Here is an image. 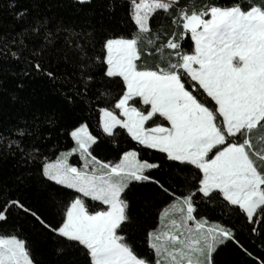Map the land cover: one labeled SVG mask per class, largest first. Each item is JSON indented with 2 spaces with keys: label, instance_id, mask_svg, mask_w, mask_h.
<instances>
[{
  "label": "snow or ice",
  "instance_id": "snow-or-ice-1",
  "mask_svg": "<svg viewBox=\"0 0 264 264\" xmlns=\"http://www.w3.org/2000/svg\"><path fill=\"white\" fill-rule=\"evenodd\" d=\"M51 7L10 0L0 66L97 112L100 134L74 122L54 140L39 113L0 129V264H42L29 232L48 264H226L229 245L264 264V0H102L79 23ZM101 136L136 147L100 159Z\"/></svg>",
  "mask_w": 264,
  "mask_h": 264
},
{
  "label": "trees",
  "instance_id": "trees-1",
  "mask_svg": "<svg viewBox=\"0 0 264 264\" xmlns=\"http://www.w3.org/2000/svg\"><path fill=\"white\" fill-rule=\"evenodd\" d=\"M9 2L10 0H0V15L4 17L5 21L11 20V17L6 14ZM17 2L24 7H29L33 4V0H17ZM37 2L40 4L41 11L47 9L49 0H37ZM101 4L102 0H92V3L85 8L84 13H80L69 4L68 0H51L52 7L47 14H56L63 16L65 20L79 23L81 16L84 14L99 18L102 11ZM120 15H123V13L121 12ZM185 46L187 47V45ZM155 62V57L147 58V63L152 64ZM21 67V65H13L11 67L0 66V129L15 124L21 119H30L33 113H39L42 117L48 116L54 119L56 125L53 136L54 140L57 139L55 133L59 132L60 128H66L70 131L71 125L74 122H86L93 134H100L98 130L99 115L97 112L89 111L82 104H66L64 99L54 91L53 85L50 82L39 76L20 75ZM59 140L65 147H71L70 137L63 135L59 137ZM117 144H113L110 140L101 136L93 154L97 155L100 159L114 161L119 152L136 147L135 142H132L130 138H126L125 136L117 137ZM153 155L152 151H141L142 158H151ZM72 162H75V159ZM136 191V189H133V192ZM16 195H20L22 198L26 195L31 199L34 198L35 190L29 189L26 192L15 191L12 193L13 197ZM89 204H92L90 200ZM151 219L149 222H151ZM208 219L212 222L219 220L220 217L214 212H209ZM236 223L238 224V221ZM28 235L34 244L33 255L42 264H48L53 259L50 246L42 243L39 238L33 236L30 232ZM240 239L254 253L260 251L256 247L260 243L259 240L253 244V238L248 236L247 233L242 234ZM135 246L137 251L142 255L147 254L149 258H153L152 254L148 252L146 244L139 236L136 239ZM219 259L222 262H226V264H243L244 261L242 256L236 254L232 245H229L226 249H222Z\"/></svg>",
  "mask_w": 264,
  "mask_h": 264
}]
</instances>
